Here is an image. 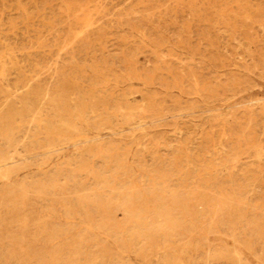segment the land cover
<instances>
[{"label": "rangeland", "instance_id": "obj_1", "mask_svg": "<svg viewBox=\"0 0 264 264\" xmlns=\"http://www.w3.org/2000/svg\"><path fill=\"white\" fill-rule=\"evenodd\" d=\"M0 264H264V0H0Z\"/></svg>", "mask_w": 264, "mask_h": 264}, {"label": "bare ground", "instance_id": "obj_2", "mask_svg": "<svg viewBox=\"0 0 264 264\" xmlns=\"http://www.w3.org/2000/svg\"><path fill=\"white\" fill-rule=\"evenodd\" d=\"M89 29V28H88ZM116 80V79H115ZM67 87V86H66ZM45 145V144H44ZM167 204V203H166ZM163 207V206H162ZM165 207V206H164ZM187 207V206H186ZM238 245V244H237ZM212 257V256H211ZM216 258V257H215Z\"/></svg>", "mask_w": 264, "mask_h": 264}]
</instances>
